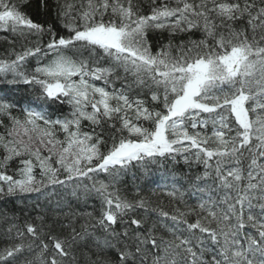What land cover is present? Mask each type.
<instances>
[{"label": "snow or ice", "instance_id": "obj_1", "mask_svg": "<svg viewBox=\"0 0 264 264\" xmlns=\"http://www.w3.org/2000/svg\"><path fill=\"white\" fill-rule=\"evenodd\" d=\"M31 7L0 0V264H264V0Z\"/></svg>", "mask_w": 264, "mask_h": 264}, {"label": "trees", "instance_id": "obj_2", "mask_svg": "<svg viewBox=\"0 0 264 264\" xmlns=\"http://www.w3.org/2000/svg\"><path fill=\"white\" fill-rule=\"evenodd\" d=\"M36 3L37 0H32V7L28 10L29 13L32 15V18L34 20H44L48 19L42 11H40L39 14H37L36 9ZM51 22V21H50ZM10 46L5 42L4 34L0 33V51H2L5 48H9ZM17 48H19V44L17 45ZM34 64V62H33ZM9 91L8 86L0 85V92H7ZM0 131H3V129H0ZM183 170V166H178V172ZM133 173H136V169H133L132 172L129 173L128 177L126 178L127 188L126 192L128 195L134 194L136 181L133 180ZM165 170L164 169H157L153 168L151 170L152 177L159 182V184H151L148 186L143 185V181H140L142 191L141 195L145 196L146 198L150 199L153 203V205H159L162 207L165 211L172 212L174 211V208L177 206L175 201L169 197L166 194V190L164 189V185L168 183V181L165 180ZM139 173H137L138 175ZM102 178V177H100ZM195 203V202H194ZM194 203H189V205H194ZM8 208H13L14 205L12 203H9L6 205ZM180 207H183L180 205ZM189 219H193V217H189ZM4 245L0 243V247H3Z\"/></svg>", "mask_w": 264, "mask_h": 264}]
</instances>
